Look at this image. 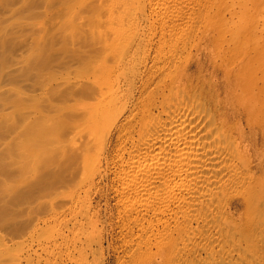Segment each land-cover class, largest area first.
Instances as JSON below:
<instances>
[{
    "label": "rangeland",
    "instance_id": "obj_1",
    "mask_svg": "<svg viewBox=\"0 0 264 264\" xmlns=\"http://www.w3.org/2000/svg\"><path fill=\"white\" fill-rule=\"evenodd\" d=\"M0 264H264V0H0Z\"/></svg>",
    "mask_w": 264,
    "mask_h": 264
},
{
    "label": "bare ground",
    "instance_id": "obj_2",
    "mask_svg": "<svg viewBox=\"0 0 264 264\" xmlns=\"http://www.w3.org/2000/svg\"><path fill=\"white\" fill-rule=\"evenodd\" d=\"M255 104V103H254Z\"/></svg>",
    "mask_w": 264,
    "mask_h": 264
}]
</instances>
